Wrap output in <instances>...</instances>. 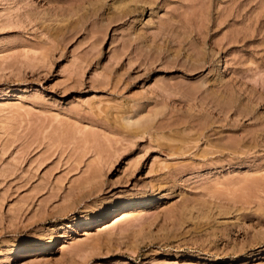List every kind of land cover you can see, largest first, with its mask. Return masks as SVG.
Listing matches in <instances>:
<instances>
[{"label":"rangeland","instance_id":"1","mask_svg":"<svg viewBox=\"0 0 264 264\" xmlns=\"http://www.w3.org/2000/svg\"><path fill=\"white\" fill-rule=\"evenodd\" d=\"M52 228L0 264H264V0H0V248Z\"/></svg>","mask_w":264,"mask_h":264},{"label":"bare ground","instance_id":"2","mask_svg":"<svg viewBox=\"0 0 264 264\" xmlns=\"http://www.w3.org/2000/svg\"><path fill=\"white\" fill-rule=\"evenodd\" d=\"M118 197V194L98 196L95 200L91 202L89 201V203H84L82 206H80V208L77 209L76 213L74 214L76 224L80 225L87 221L89 216L97 215L103 208L114 203ZM53 230L54 228L48 229L43 232L33 230L15 236L14 238L6 241L4 246L0 248V256L3 255L4 252L9 248L16 247L18 251H23L33 244H36L37 242L45 241L50 238Z\"/></svg>","mask_w":264,"mask_h":264}]
</instances>
